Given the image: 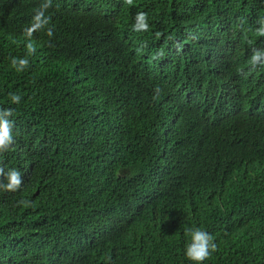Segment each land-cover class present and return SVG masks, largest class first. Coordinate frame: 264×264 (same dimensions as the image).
Returning <instances> with one entry per match:
<instances>
[{
  "label": "trees",
  "instance_id": "obj_1",
  "mask_svg": "<svg viewBox=\"0 0 264 264\" xmlns=\"http://www.w3.org/2000/svg\"><path fill=\"white\" fill-rule=\"evenodd\" d=\"M42 2L0 0V108L15 110L14 143L0 166L23 182L0 190V264H196L185 255V227L222 235L203 264H264V215L235 178L249 163L246 180L264 189V67L248 64L253 47L264 48L255 31L264 0H142L134 14L115 0H52L54 34L34 33L36 52L17 72L11 58L27 55L23 30ZM138 11L148 13L147 32L132 30ZM76 26L94 40L70 41ZM180 38L218 53L219 63L204 77L212 90L175 110L166 99L178 83L170 48ZM69 51L88 57L66 66L59 55ZM224 165H233L229 182L201 183L202 170ZM222 195L233 236L213 222ZM21 199L34 206H18ZM233 214H250L257 238Z\"/></svg>",
  "mask_w": 264,
  "mask_h": 264
},
{
  "label": "clouds",
  "instance_id": "obj_2",
  "mask_svg": "<svg viewBox=\"0 0 264 264\" xmlns=\"http://www.w3.org/2000/svg\"><path fill=\"white\" fill-rule=\"evenodd\" d=\"M115 2L126 13L134 14L131 13V8L133 6L140 7L142 0H115ZM51 7L52 0H43V2L34 11L31 24L24 28L23 31L27 40V43L25 45L27 55L23 57L11 58V67L14 68L17 72H23L25 69H27V67L29 66L28 57L34 55L36 52V45L32 40L34 33L46 29L47 35L49 37L53 36V28L49 27L51 17L46 15L47 10ZM241 23H243V21H241ZM256 23L258 25V27H256L255 29L256 33L259 36L264 37V17L258 18ZM132 30L135 32H147L149 30V17L147 12L138 11L136 13L134 23L132 25ZM160 35L161 33H156L157 37H159ZM76 39H79V42H83L86 44L90 39H93V37L82 27L76 26L75 31L70 36V41H76ZM196 45L197 44L191 38H180L175 40L170 48V52L174 62V68L178 67L177 71L175 72L178 77V83L170 84V91L166 101L169 106H171L175 110L189 106L195 100L201 98V95L204 94L205 90L210 92L215 86H206L204 77L207 74V71L214 69L218 65L219 54L214 53L209 48L198 49ZM137 51H142V48H138ZM69 52L71 53V55H59L60 58H63L65 62H69L71 64L66 66L83 65L84 61L88 57V55H86L82 58V56L80 57L78 52ZM162 56L163 51L161 50L160 52L156 53L153 58L158 59ZM203 59L208 60L197 63V67L199 68L192 66L193 61ZM248 64L250 65V71L255 70L257 67H264V48L253 47ZM237 72L240 75H245L244 69H237ZM154 92L155 95L153 96V99H157L161 92L160 87L157 86L154 89ZM9 97L11 103L13 104H19L22 99L21 95L13 92L9 93ZM14 112L15 110L10 107L0 108V153L7 152L11 145H13L14 143V137L12 134L14 122L9 119L14 115ZM205 117L212 123L216 122L217 120L211 116L205 115ZM180 157L184 160L185 154L181 153ZM232 166L233 165H224V167L219 169V172H212L207 169H205L206 171L202 170L201 174H204L205 178L201 179V183L203 185H215L218 183L229 182L225 174L233 171ZM181 169L178 174L183 175L184 173H181ZM250 175L251 172L249 170V163H245L243 171H239L235 175L237 181L244 182V184L241 186L243 193H253L255 192V190L259 192L264 191V189H262L263 183L255 185L254 183H250L246 180L247 177H251ZM22 184L23 182L20 171L16 170L15 168L8 169L6 171L3 166H0V190L5 192H17L20 190ZM227 187L228 186H218V191L224 190ZM244 194L237 197V201L241 204H244L245 202ZM222 199L223 195L221 197V200L215 203V210H213L215 212V217L213 222L220 220L221 224L224 226L223 229H220L222 233L233 236L234 234H236V231H232V228L235 225L234 223L230 224L228 219L225 217V213L221 212V208L223 207ZM258 199L264 204V200H261L260 198ZM17 205H22L24 207L34 206L31 201L24 199L19 200L17 202ZM251 210L255 213L261 214L255 209L254 198L251 204ZM233 215H235L234 221L237 219H242L248 222L249 225L247 227V231L245 232L249 234L248 239L257 238L260 224L250 222L248 220L250 214H246L244 215V217L239 214ZM213 234H211L208 229L205 230L201 227H185L184 235L186 237H190V242L186 244L185 248V255L187 256V258L191 261L196 262V264H203V262L217 250V244L222 243V240L220 239L222 235L218 239H215ZM152 239L155 240L154 238ZM56 255L60 254L58 253Z\"/></svg>",
  "mask_w": 264,
  "mask_h": 264
},
{
  "label": "rangeland",
  "instance_id": "obj_3",
  "mask_svg": "<svg viewBox=\"0 0 264 264\" xmlns=\"http://www.w3.org/2000/svg\"><path fill=\"white\" fill-rule=\"evenodd\" d=\"M172 170H174V166L172 167ZM253 196H254L255 209L258 212H260L262 215H264V204L258 199L255 192H253ZM106 264H114V263H106Z\"/></svg>",
  "mask_w": 264,
  "mask_h": 264
},
{
  "label": "bare ground",
  "instance_id": "obj_4",
  "mask_svg": "<svg viewBox=\"0 0 264 264\" xmlns=\"http://www.w3.org/2000/svg\"><path fill=\"white\" fill-rule=\"evenodd\" d=\"M247 134V133H246ZM249 134V133H248ZM253 135V134H252ZM249 136H250V134H249ZM243 146V145H242ZM248 146V145H247ZM246 147V146H245ZM246 150H247V148H246ZM217 152H218V150H217Z\"/></svg>",
  "mask_w": 264,
  "mask_h": 264
}]
</instances>
